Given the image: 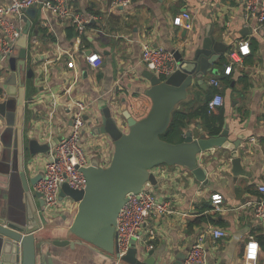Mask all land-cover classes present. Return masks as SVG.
I'll return each mask as SVG.
<instances>
[{"label": "crops", "instance_id": "1", "mask_svg": "<svg viewBox=\"0 0 264 264\" xmlns=\"http://www.w3.org/2000/svg\"><path fill=\"white\" fill-rule=\"evenodd\" d=\"M12 1L0 0V6ZM65 1L74 12L92 16L91 26L83 35L68 21H61L54 11L42 8V4L25 10L20 20L10 18L23 29L27 26L25 21L30 25L27 35L18 42L21 48L26 46L24 66L17 65V58L12 70L7 58L0 60V112L6 116L0 115V213L18 198L16 187H9L4 173L16 167L17 162L15 124L20 107L19 98L11 95L20 89V83L24 163L30 159L29 140L57 145L59 138L69 133V109L75 101H84L90 105L80 144L88 165L97 160L105 168L112 159L114 143L108 136L96 134L100 126L96 121L100 119L97 102L103 100L114 106L119 129L126 132L122 112L139 120L151 108V101L144 94L149 82L141 61L142 44L188 58L201 47L211 25L215 40L225 42L229 53L237 51L241 57L232 63L228 53L213 64L214 72L204 78L202 86L188 89L186 99L174 111L188 116L182 129L183 139L187 132L198 138L200 134L217 136L225 130L227 144L239 142V146L234 156L228 148L217 146L198 155L208 184L196 181L190 171L180 166L163 165L152 170L157 187L151 185L150 190L157 201L169 206L167 212L147 217L144 234L153 231V248L147 249L146 241L137 242L133 257L140 264H176L177 260H184L201 236L206 264H264V249L259 243L255 262L248 263L243 258L249 238L257 242L264 238V222L254 215L256 204L264 198L258 189L264 184V28L255 19L245 17V0H132L129 6L117 9L110 7L109 0ZM182 13L191 16L192 29L173 25L174 18ZM1 33L0 28V36ZM90 54L101 57L98 67L86 62L85 56ZM229 65L232 68L226 75ZM212 79L219 81L218 89L210 85ZM215 92L222 95L223 106L211 115L209 123L202 110ZM51 94L57 101L52 118ZM211 129L220 132L211 135ZM48 158L45 154L35 155L30 171L25 170L27 176L42 173ZM233 158L239 159L237 165ZM216 194L222 196L218 210L211 201ZM34 201L38 205L37 199ZM63 201L59 200L60 208L55 212L43 210L49 222L41 231L48 243V264H130L85 243L74 248L53 244L66 239L65 232L75 211L74 203L67 201L64 207ZM215 228L226 236L215 240L211 235Z\"/></svg>", "mask_w": 264, "mask_h": 264}, {"label": "water", "instance_id": "2", "mask_svg": "<svg viewBox=\"0 0 264 264\" xmlns=\"http://www.w3.org/2000/svg\"><path fill=\"white\" fill-rule=\"evenodd\" d=\"M16 42L13 52L7 57L14 70V60L24 66L26 46L18 45L22 36L27 35L29 23ZM229 53L225 42H217L213 37L212 26H208L201 47L190 57L174 54L175 69L167 78L162 79L149 71L144 77L149 82V88L144 94L151 101V108L147 115L135 120L124 111L121 116L126 120L127 131L119 129L116 110L112 104L100 100L97 102L100 119L96 120L100 126L97 136L106 135L114 143V152L109 165L101 167L97 160L81 171L86 179L83 191H75L66 184L61 186L59 200H72L75 211L71 223L67 228L64 241H54L58 246L74 248L82 243L88 244L96 250L118 259L116 247L115 226L117 216L127 200L128 194H137L146 183L157 187V180L152 170L163 165L180 166L195 177V180L208 184L205 170L198 164V155L214 147H226L235 155L239 142L229 143L225 140V130L217 136L206 137L200 134L193 138L191 133H185L183 141L171 144L160 139L167 130L171 114L175 107L187 97L190 88L202 86L204 78L213 73L212 66L222 61ZM12 97L19 98V112L17 115V147L18 156L16 167L5 171L10 182L9 187L17 189L18 198L11 207L0 213V264H48L45 248L47 239L42 232L49 222L44 213V201L41 195L34 192L36 184L41 180L42 173L29 178L27 173L31 168V160L37 154L49 156L56 144L49 142L40 145L36 140H29L27 148L30 159L25 164L22 154V85ZM17 101V100H16ZM3 115V112H0ZM6 117V116H5ZM71 124V123H70ZM61 138H59L58 142ZM239 163L233 158V164ZM35 199L38 205L35 204ZM42 231V232H41ZM134 243L128 253L121 259L130 264H140L133 257ZM176 264H182L177 260Z\"/></svg>", "mask_w": 264, "mask_h": 264}, {"label": "built area", "instance_id": "3", "mask_svg": "<svg viewBox=\"0 0 264 264\" xmlns=\"http://www.w3.org/2000/svg\"><path fill=\"white\" fill-rule=\"evenodd\" d=\"M132 0H109L110 7H127ZM38 4L42 8H47L56 13L61 21H68L79 35H83L89 26L92 16L84 13L74 12L65 0H13L10 5L0 6V60L6 59L14 50L23 28L15 25L10 18L21 19L24 11ZM245 17L255 19L260 27L264 28V0H245ZM174 26L183 27L186 30L192 29V18L188 13H182L173 20ZM141 61L147 71L162 79L167 78L175 69L174 54L163 48H153L148 44L141 46ZM230 62H237L236 58L241 57L239 52L234 51L228 55ZM86 62L91 67H98L101 57L97 54L85 56ZM229 65L224 73L228 75L231 70ZM210 85L218 89L219 81L210 80ZM49 117L52 118L56 112L57 101L54 94L50 96ZM88 102L75 101L74 107L69 109L71 114V124L69 133L60 139L57 145L50 151V160L46 163L42 178L35 186V192L39 193L44 201V209L50 213L55 212L59 206V193L61 186L66 184L75 191H83L86 187V179L82 169L88 166V161L83 147L80 144L82 129L85 125V115L89 107ZM223 106V97L219 92H215L206 103L208 115H212L217 109ZM151 185L146 183L137 194H128L124 206L121 208L115 226L116 247L118 260H121L129 251L131 244L146 241L147 249L153 246L150 240L153 238V231L144 234L146 219L150 214H162L167 212L168 204L157 201L151 192ZM259 192L264 194V184L260 186ZM211 201L218 210V205L222 202V196L216 194L211 197ZM75 205V204H74ZM254 215L261 222H264V198L255 207ZM211 235L215 240L224 238L225 232L215 228L211 230ZM258 242L249 238L245 245L243 258L246 262H255L258 256ZM182 264H206V251L203 244V237H198L190 247Z\"/></svg>", "mask_w": 264, "mask_h": 264}, {"label": "trees", "instance_id": "4", "mask_svg": "<svg viewBox=\"0 0 264 264\" xmlns=\"http://www.w3.org/2000/svg\"><path fill=\"white\" fill-rule=\"evenodd\" d=\"M91 23L89 24V27ZM205 118H208V122L210 123L212 119L210 118L211 115L207 114L206 105L205 108L202 110ZM188 119V116L182 114L178 111H173L171 114V119L167 130L160 136V139L171 143V144H179L183 141V132L182 129L184 127V123ZM220 131L218 129H211L210 134L216 135ZM259 245L261 244L262 249H264V238H258Z\"/></svg>", "mask_w": 264, "mask_h": 264}, {"label": "rangeland", "instance_id": "5", "mask_svg": "<svg viewBox=\"0 0 264 264\" xmlns=\"http://www.w3.org/2000/svg\"><path fill=\"white\" fill-rule=\"evenodd\" d=\"M81 136H82V134H81ZM62 201H63V200H62ZM67 201H69L71 204L74 203L72 200H70V199H68V198H65L63 202H64V203H65V202L67 203ZM61 203H62V202H61ZM66 203H65V204H66ZM64 207H67V204H66V206L64 205ZM58 208H60V206H58ZM64 210H68V209H67V208H64Z\"/></svg>", "mask_w": 264, "mask_h": 264}, {"label": "bare ground", "instance_id": "6", "mask_svg": "<svg viewBox=\"0 0 264 264\" xmlns=\"http://www.w3.org/2000/svg\"><path fill=\"white\" fill-rule=\"evenodd\" d=\"M70 205V204H69ZM70 209V208H69ZM67 219H68V217H67Z\"/></svg>", "mask_w": 264, "mask_h": 264}]
</instances>
